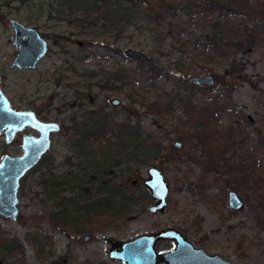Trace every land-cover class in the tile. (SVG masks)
<instances>
[{"label":"rangeland","instance_id":"rangeland-1","mask_svg":"<svg viewBox=\"0 0 264 264\" xmlns=\"http://www.w3.org/2000/svg\"><path fill=\"white\" fill-rule=\"evenodd\" d=\"M20 5L19 0L13 3L0 0L2 88L17 110H35L45 120L63 126L64 132L55 136V144L49 154L53 174L62 179L72 177V185L82 186L86 199L76 203L74 208L68 207L77 221L73 229L56 228L52 215L61 211L57 204L59 201L49 200L39 185L40 170L29 173L21 181L20 215L26 218L44 216L47 220H30L22 225L19 220L14 222L0 216V241L16 239L21 245L19 252L12 255L0 252V264H122L109 259L110 243L104 240V236L129 241L169 228L182 232L196 248L230 263L264 264V208L255 204L253 195L249 199L244 196V188L242 192L235 189L234 184L239 183L241 177L234 175L225 165V160L242 159L244 147L232 148L221 155L216 147L226 140V134L215 135L210 142L216 145L213 149L208 147L209 144L198 147V139L181 133L178 126L179 119L189 121L186 110L191 107L198 110L222 92L224 87L219 84V77L224 76L225 68L220 65L215 67V72H209L193 67L191 78L215 76L214 86L218 89L214 93L202 88L205 86L197 87L199 85L193 86L181 80L161 79L155 83L150 79L151 75H144L136 61L126 54L108 51L95 43L86 45V37L94 35L92 30L71 27L68 22L58 19L48 20L39 9L30 13L28 4L19 11ZM54 17L58 18L55 14ZM11 19L36 27L50 36L48 55L34 70L11 68L18 52L13 45ZM134 46L131 44L128 49L148 55L142 48ZM238 58L244 59L248 77L234 86L230 84L225 92L231 114L219 118V130H227L230 124L244 129L243 115L250 117L258 134L249 133L250 129L246 132L252 140L258 139L259 135L264 147V47H258L245 56L238 53ZM169 66H164L168 72L171 71ZM118 70L128 71L129 83L123 91L95 89L91 100H76L78 85L82 86L81 92L87 94L86 86L90 80L86 75L89 72L115 73ZM112 100H119L120 106L113 107ZM160 103H171L174 113L163 114L159 107L151 109ZM92 110L111 115V121L118 130L90 141L87 153L94 155L95 159L89 161L91 165L86 169L83 159H70L74 150L68 141L78 133L73 120L78 125H85L88 111ZM125 117L131 118L136 129L139 127L138 135L142 136L141 142H145L140 149L135 145L136 136L116 137V134H122L121 124ZM237 140L244 146V134H238ZM176 143H181L180 149L175 148ZM19 146V140L7 145L4 136L0 137V160L5 154L12 157L21 155ZM150 146L158 147L156 154L147 153ZM69 162L75 166H70ZM152 167L164 173L169 185L168 204L157 213L150 211L156 203L144 184ZM43 169L44 173L49 168L44 166ZM94 175L99 178V184L90 186L88 190V177ZM72 178H68L69 181ZM108 190L118 193L114 201L117 207L109 204L105 207L109 213L88 215L87 207L108 198L109 195L105 194ZM230 191L237 192L244 201L243 209L234 211L229 207ZM62 196L65 203L78 197L73 191ZM86 236L90 237L88 242L83 241ZM174 248L173 242H161L157 250L165 253Z\"/></svg>","mask_w":264,"mask_h":264},{"label":"trees","instance_id":"trees-1","mask_svg":"<svg viewBox=\"0 0 264 264\" xmlns=\"http://www.w3.org/2000/svg\"><path fill=\"white\" fill-rule=\"evenodd\" d=\"M9 1L13 3L15 0ZM19 2L21 3L19 11L25 4H28L30 13H35L39 9L41 14L48 17V20L58 19L65 23L68 22L71 27L78 26L84 30H92L94 35L86 37L85 40L88 46L93 43L99 44L106 50L121 55L126 54L131 44L142 48L148 53L147 60L145 62L136 61V63L141 68L140 71L144 75L150 74V79L155 83L161 79H174L197 86L190 80L193 67L215 72L216 66H223L225 74L219 77V84L224 87L221 89L222 92L202 108L197 110L191 107L186 110L188 112L186 117H189V121L179 119V131L197 138L200 143L198 147H207L209 144L208 147L211 149L216 147L214 143L213 145L210 143L215 135L226 134V140L216 147L221 155L232 148L243 149L244 147L242 159L232 158L227 162L225 160V165L230 172L241 177L240 182L234 184L235 189L242 192L244 188V196L249 199L253 195L252 200L255 204L264 208L263 142L259 135L256 140L249 138V133L258 131L255 124L250 117L244 115L242 118L245 124L244 129L232 123L233 126L230 124L227 130L220 131L218 124L219 118L228 113L231 114L229 101L225 97L229 85L234 86L236 82L248 77L245 73L244 59L238 58V53H243L245 56L255 52L258 47H264V0H19ZM54 14L58 18L54 17ZM44 36L47 39L50 37L49 34H44ZM93 39L97 41L93 42ZM166 64L170 65V72L164 68ZM127 73V70H118L115 73L89 72V75H86L90 80L86 86L87 94L81 92L82 86L78 85L76 100L80 102L91 100V93L95 89L116 93L123 91L129 83ZM86 76L83 77L86 78ZM202 88L214 93L218 86ZM156 107H159L163 114L174 113L171 103L155 104L151 106V109ZM88 114H90V119L86 120L85 125H78L76 120L72 119L75 130L79 132L82 140L85 136L87 139H99L109 131L115 133L118 130L111 121V115L94 111H88ZM123 119L122 134H116V137L123 139L125 136H136L137 144L135 145L137 149H140L145 142H141L142 136L138 135L139 127L136 129V126H133L131 118ZM246 129H250L251 132H246ZM238 134H244V146L238 142ZM78 146V150L76 148L74 150L82 153L86 144L79 142ZM149 148L147 153H157L158 147L157 149L155 146ZM83 152L85 158L81 157V154L78 158L84 160L87 169L91 165L89 158L95 156L89 154L86 157V150ZM67 178H58L63 182L50 181L52 177L43 173L39 185L43 187L49 200H58L57 204L61 206L59 214L52 215L55 221L54 226L73 229L77 221L74 214L68 211V207L74 208V205L85 200L86 196L83 195L82 186L72 185L74 179L69 181ZM97 182L92 178L88 180L91 186ZM64 185L78 195L76 200H68L65 203L66 200L61 198L60 191H54V189L63 188ZM105 194L109 197L87 207L88 215L110 212L105 207L114 204L118 193L108 190ZM98 195L103 196V193ZM114 205L116 208V204ZM30 220L44 222L47 218L19 216V223L22 225H26ZM20 249L21 245L16 239L0 241L2 254L12 255Z\"/></svg>","mask_w":264,"mask_h":264},{"label":"water","instance_id":"water-1","mask_svg":"<svg viewBox=\"0 0 264 264\" xmlns=\"http://www.w3.org/2000/svg\"><path fill=\"white\" fill-rule=\"evenodd\" d=\"M10 25L14 31L13 45L18 49L11 65L12 69L20 71L34 70L49 52V41L42 32L33 26H28L11 19ZM126 55L132 60L145 62V53L128 49ZM190 80L205 87H213L215 76L192 77ZM3 78L0 73V137L4 136L7 145L16 140L17 135L26 128H32L39 137L23 138V154L12 157L5 154L0 160V216L17 222L20 216L19 192L21 181L42 160L51 148V135L62 130L59 123L41 120L33 110H17L12 100L2 88ZM112 105H120L119 100H112ZM181 143L175 148L180 149ZM146 188L151 192L156 205L150 208L152 213L163 211L167 206L169 185L164 173L155 167L150 168L149 178L145 181ZM228 205L232 210H241L244 201L235 191L228 194ZM89 236L83 241L88 242ZM104 240L110 243L108 257L111 261L122 264H233L218 255H210L198 249L179 230L164 229L156 233L139 236L133 240L120 241L109 236ZM161 242H173L175 248L160 253L157 250Z\"/></svg>","mask_w":264,"mask_h":264},{"label":"flooded vegetation","instance_id":"flooded-vegetation-1","mask_svg":"<svg viewBox=\"0 0 264 264\" xmlns=\"http://www.w3.org/2000/svg\"><path fill=\"white\" fill-rule=\"evenodd\" d=\"M43 34V33H42ZM43 36H44V34H43ZM45 37V36H44ZM46 38V37H45ZM47 39V38H46ZM48 40V39H47ZM49 48H50V45H49ZM43 60V59H42ZM41 60V61H42ZM3 78V77H2ZM3 84V83H2ZM121 104V103H120ZM111 105H112V101H111ZM113 107H119L120 105H118V106H115V105H112ZM30 110H32V109H30ZM33 111H35V110H33ZM92 111H94V112H99V113H103V111H95V110H92ZM36 112V114L38 115V117L41 119V120H43V121H46V122H51V121H47V120H45V118L42 116V115H40L37 111H35ZM90 112V111H89ZM89 116H90V114H88V120H89ZM56 123H58V122H56ZM60 124V123H59ZM61 125V124H60ZM61 127H62V130L61 131H59V132H56V133H52V135H51V148H50V151L46 154V155H44L43 156V158H42V160L37 164V166H35L32 170H30L28 173H27V175L29 174V173H31L33 170H36V169H38V170H40L41 171V174H40V177L43 175V168H44V166L46 167V168H49L47 171H45L44 172V175H47V176H50V177H52V179H50V181H52V180H58V182H63V181H61V180H59V179H62V178H56V176H55V174H53V169H52V160L50 159L51 157H49V154L51 153V150L53 149V147H54V144H55V136L57 135V134H61L62 132H64V128H63V126L61 125ZM76 132H78L77 130H76ZM27 136H30V137H36V138H38L40 135H39V133L37 132V131H35V130H33L32 128H26L23 132H21V133H19L18 135H17V138H16V140H19V149H20V153H21V155L23 154V138L24 137H27ZM71 137H73L74 139H71V140H67L68 142H70L71 144H69L68 146L69 147H71L72 146V149L74 150V148H76L77 150H78V148L77 147H79L78 146V143L79 142H83V143H85L86 144V147H85V149L84 150H86V152H87V150L90 148V146H91V140L92 141H95V140H99V139H94V138H88L87 139V137L85 136V138L82 140L81 138H80V136H79V132L78 133H76L75 134V136H71ZM68 139V138H67ZM79 139H81V140H79ZM16 140H14V142L16 141ZM67 142V143H68ZM6 143V142H5ZM13 143V142H12ZM11 143V144H12ZM83 150V151H84ZM82 151V153H83V155H82V153L81 152H76L75 150L73 151V157L72 158H70V159H72V160H76L77 158H78V155L79 154H81V157H83V158H85V154H84V152ZM21 155H19V156H21ZM89 156V154L87 153L86 154V157H88ZM50 159V160H49ZM94 159H95V157H90L89 158V161H94ZM69 164H70V166H75V164L74 163H72V162H69ZM78 168H79V164H78ZM88 172H90V170H88ZM90 174V173H89ZM27 175L23 178V179H25L26 177H27ZM90 178H92V180H95V181H98L96 184H99V178L98 177H96L95 175L94 176H91V177H88V180L90 179ZM22 179V180H23ZM68 179V178H67ZM39 180H40V178H39ZM87 184H88V181H87ZM91 186V184H88V190H89V187ZM61 189H54V191H60V196H61V198H64L62 195H64L66 192H70L71 191V188H69L68 186H66V185H64L63 186V188L62 187H60ZM237 193V192H236ZM168 200V199H167ZM167 204H168V202H167ZM70 206V205H69ZM244 208V207H243ZM235 211V210H234ZM102 213V212H101ZM21 216V215H20ZM58 228H63V227H58ZM40 252H41V248H40V250H39V252H38V254L40 255ZM54 264H57L56 262H54Z\"/></svg>","mask_w":264,"mask_h":264}]
</instances>
